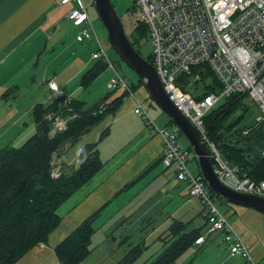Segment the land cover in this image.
Listing matches in <instances>:
<instances>
[{
  "label": "crops",
  "instance_id": "1",
  "mask_svg": "<svg viewBox=\"0 0 264 264\" xmlns=\"http://www.w3.org/2000/svg\"><path fill=\"white\" fill-rule=\"evenodd\" d=\"M82 2L87 9L90 0ZM73 5L78 6L79 2L75 1ZM69 8L59 0H0V66L5 64L12 72L0 71V95L13 82L17 87L25 86L37 91L36 95L28 98L29 113L33 104L51 101L58 94L67 97L78 94V99L83 100L80 77L94 63L91 62L94 60L91 53L96 48L85 55L87 51L81 46L83 42L78 43L75 39L78 26L70 25L67 19ZM67 28L72 31L67 32ZM69 37L71 42H68ZM49 80L55 83L57 94L47 84ZM41 81L44 91L39 85ZM141 87L138 86L136 91H140L143 100L133 97L135 106L137 101H141L158 127L168 125L169 117L165 114L167 122L163 124L162 110L148 100L147 92ZM18 92L19 87L10 95L0 96L2 147L18 146L35 131L34 122H24L19 105L16 110H11L3 102L5 98L15 99ZM120 93H112L109 101ZM127 97L113 115L83 134L73 151L69 149L74 144L63 148L56 167L71 172L78 150L84 144L97 140L105 128L109 129L98 142L102 168L58 207L60 221L47 241L32 247L14 264H57L54 247L83 219L99 209L93 222L91 252L79 264H114L133 245L145 244L154 237L153 241L160 243L156 248L159 251L167 235L166 229L174 218L187 222V229L196 215L202 218L201 205L188 195L186 184L176 179L173 171L159 161L163 149L161 135L151 131L143 117L133 111L135 106L131 110V103L124 105ZM15 133L20 135L4 137ZM153 163L140 178L125 188ZM191 199L195 207L189 203ZM225 208L228 215L223 213L241 236L256 264H264V213L233 203L226 204ZM204 224L203 218L193 228L204 227ZM206 242L214 248L216 260L200 263L191 258L188 264L247 263L241 256L230 255L219 232L207 234L205 241L197 244L198 248ZM187 255L190 254L175 264H186Z\"/></svg>",
  "mask_w": 264,
  "mask_h": 264
},
{
  "label": "trees",
  "instance_id": "2",
  "mask_svg": "<svg viewBox=\"0 0 264 264\" xmlns=\"http://www.w3.org/2000/svg\"><path fill=\"white\" fill-rule=\"evenodd\" d=\"M136 31L141 35L147 34L146 28L139 20ZM102 58L94 59V63L81 75L82 88H87L109 66ZM147 60L151 62L149 56ZM195 72H200L202 91L197 92L198 81L194 84V90L182 87L184 90L189 89L196 100H202L210 93L218 95L221 92L222 85L218 78L202 63L192 66L190 74L182 75L176 81L184 84ZM137 84L136 87L130 84L131 92L136 91L138 86L144 87L138 76ZM14 88L16 89L15 86ZM112 93L114 92L108 91L91 105H86L85 101L78 98L59 94L48 104L35 103L30 109L35 124L33 134L18 146L8 145L0 149V264H14L32 247L46 242L50 232L59 224L58 207L102 168L98 142L108 133V127L100 133L97 140L84 144L78 150L71 172L62 171L59 166L58 175H52L56 160L62 156L63 148L67 144L75 145L93 126L113 115L121 106L124 97L129 96V92L124 91L109 101ZM7 95V92L3 93V97ZM243 96L245 94H230L204 115V136L215 145L221 157L238 167L240 173L260 181L264 180V120L239 128L235 126V117L226 124L219 123V120L229 117V110ZM148 98L153 101L149 94ZM56 117L66 119V123L64 128L53 132ZM168 119L170 125H175ZM160 128L168 130L166 126ZM173 130H177L178 135H183L176 125ZM234 136L251 142L263 151V155L252 153L248 146L240 142L229 143L228 139ZM185 140L186 149L193 153L192 147L187 139ZM207 149L214 165L208 144ZM159 161L161 162V156ZM153 165L154 163L149 165L137 178L127 183L125 188ZM198 175L202 176L200 169ZM210 194L212 197L219 196L211 189ZM99 210L83 219L54 247L57 264H79L88 256L94 232L93 222ZM202 227L188 230L187 222L174 218L166 229L167 235L163 238L162 249L147 264H175L178 258L196 243L202 234ZM143 249L144 244L133 245L114 264H131Z\"/></svg>",
  "mask_w": 264,
  "mask_h": 264
},
{
  "label": "built area",
  "instance_id": "3",
  "mask_svg": "<svg viewBox=\"0 0 264 264\" xmlns=\"http://www.w3.org/2000/svg\"><path fill=\"white\" fill-rule=\"evenodd\" d=\"M75 1L79 2L78 6L73 5ZM59 3L70 6L67 19L78 26L76 41H93L97 48L91 58H104L82 0H59ZM134 3L139 11V22L146 28L152 44L150 63L168 98L197 127L210 147L218 179L237 191L264 197V180L257 181L240 173L237 166L221 157L215 145L204 136L202 123L211 108L233 93L250 97L261 112L257 122L264 120V0H134ZM200 63L218 78L222 90L218 95L210 93L198 101L189 90L194 88L188 86L200 80V72H195L184 84L176 80L190 74L191 67ZM47 84L58 93L52 80ZM182 86L189 89L184 90ZM109 87L114 93L127 91L134 97L130 84L118 73L110 78ZM133 111L143 117L151 131L161 135L163 166L172 169L178 180L187 183L189 196L200 200L205 225L196 243H203L207 234L219 232L230 255L242 256L246 264H256L241 236L216 206L205 180L188 170L193 154L178 145L177 130L158 127L141 101H137ZM65 123L66 119L56 117L53 132L64 128ZM53 173L58 174L57 167Z\"/></svg>",
  "mask_w": 264,
  "mask_h": 264
},
{
  "label": "rangeland",
  "instance_id": "4",
  "mask_svg": "<svg viewBox=\"0 0 264 264\" xmlns=\"http://www.w3.org/2000/svg\"><path fill=\"white\" fill-rule=\"evenodd\" d=\"M109 1L111 2L115 13L120 20V23L123 27L124 33H125L126 37L129 39V42L131 43L133 48L143 58L147 59L148 56L150 55L151 50H152V44H151L147 34L141 35L140 33H138L136 31V27L138 25V20H139V11H138L135 3H134V0H109ZM87 4H88L87 9H88V12H89L91 20H92V25L94 28L95 36L98 38V40L102 46V49L104 51V54H105L104 59L108 65L111 64L113 66V67L108 66L99 76L96 77V79L87 88L82 89V92H81L82 95L81 96H82L83 100H86V105H91L93 102H95V101L99 100L101 97H103L108 91H111V89L108 85V81H109L110 77H113L116 73H118L121 77H123L127 83H129V84L132 83L133 87H136L138 84H137V75L135 74V72L131 68H129L118 57V55L113 50V48H112V46H111V44L107 38V34H106L105 29H104V26H103L100 18L98 17L97 12H96L93 4H91V0H90V3H87ZM70 25H73V24L71 23ZM70 31H72V29L67 28V32H70ZM68 34H70V33H68ZM73 34H74V31H73ZM68 42H71V37H69ZM78 43H81V42H78ZM81 46L83 49L86 48L85 49L87 51V52H85L86 56L88 54H90V52L92 50L97 48L96 45L94 44V42L91 40H86L85 42H83V44H81ZM94 61L95 60H91L92 63ZM27 68H29L28 70L31 71L30 67H27ZM0 71H2V73L3 72H7L8 74L12 73L7 68V66L5 64H2L0 66ZM12 71L15 72V70H12ZM29 80L30 79H28V81ZM42 83H43L42 81L39 82V85H40L42 91H44L45 89H44ZM202 85H203V83H201L200 81L197 82V84H196L197 92L200 93L202 91L201 90ZM14 86L16 87V89L14 88ZM18 87H19V92H18V95L16 96V98L15 99L5 98L3 100V102H6L7 107L11 110H16L17 109L16 107L19 105L21 113L23 114L24 122L33 123V118L31 116V114L29 113L28 98H30L32 95H36L38 92L37 91L33 92L32 88H30V87L19 86V85H18ZM188 87L194 88L195 85H191ZM141 88H142V91H146L143 86ZM16 90H17V86L13 82L9 86L5 87V90L3 92H7V94L10 95L11 93H14ZM134 91L135 90H133V92ZM3 92H1L0 96H2ZM121 94L122 93L118 94L117 96H119ZM75 96H76L75 98H78V94ZM117 96H115V97H117ZM71 97H73V96H71ZM88 97L90 99H88ZM134 97L143 100L141 98L140 91L134 92ZM5 100H7V101H5ZM148 100H149V98H148ZM49 102L50 101H47V102H45V104H48ZM221 102H223V101H221ZM125 103H131L132 104L131 110H133V108L135 106V101L133 99V96H130V97L128 96L127 98H125L124 105H125ZM1 104H2V101H0V105ZM229 112H230L229 117L226 116L227 117L226 120H223V119L219 120L220 121L219 123L220 124H224V123L226 124V123L232 121L235 117L237 120L236 125H235L236 128L250 126V125L256 123V121H257V119L261 113L259 108L257 107V105L254 104L252 102V100L250 99V97H248L247 95L239 98L234 103V105L229 110ZM109 117L110 116H107L104 120H106ZM161 118L164 120L163 124H165L167 122V116L165 115V113L164 114L162 113ZM0 120H1V112H0ZM163 126H166L168 130L175 129V125H173V124L172 125L168 124V125H163ZM1 133H2V129H0V138L2 137ZM19 135H20V133H15L13 135H5L4 137L11 136L12 138H15V137H18ZM185 139L186 138L181 134H179L177 137V143L181 148L187 147V142ZM0 144H1V141H0ZM75 147H77V144H75L73 148H70L69 151L70 152L73 151ZM2 148L3 147L1 145L0 149H2ZM192 154L193 155L191 156V158L188 161V170L193 175H196L197 170L199 171V169H198L199 164H198L197 158L194 157L195 156L194 153H192ZM54 159L56 160L57 156ZM55 166H56V164H55ZM52 175L57 176L58 174L52 173ZM182 182H184L187 186V183L185 181H182ZM229 185H231L230 182H229ZM190 197H192L194 200H196L201 205V203L199 202L200 200L197 197H193V196H190ZM213 198H214V202H215L216 206L219 208V210L221 212H224L226 215H228V212L225 208V205L228 204L229 202L224 200L221 196H214ZM189 203L193 207H195L192 199H191V201H189ZM234 205H238V204H234ZM235 207H239V206H235ZM200 214H201V212H200ZM226 215H225V217L227 218L228 216H226ZM201 216H202V214H201ZM201 220L203 221V217L201 218V217H198L196 215L193 218V222L190 223V226L188 227V229L195 227V225H199L201 223ZM211 238H213V237H211ZM153 239L149 242L147 241L144 244V249L142 250V252L138 255V257L131 264H147L160 251V250L156 251V248L158 245H160V243L153 241ZM209 245H211V243L206 242L205 244L201 245L200 248H198L197 243H195L192 246H190L187 249V251L184 252L178 258V260L184 258L183 257L184 255L190 254V255L185 256V258H188V261L186 264L189 263V260L191 258H192V260H194L196 262H200V263H203V262L209 263V261H215L217 254L213 253L214 248L209 246Z\"/></svg>",
  "mask_w": 264,
  "mask_h": 264
},
{
  "label": "water",
  "instance_id": "5",
  "mask_svg": "<svg viewBox=\"0 0 264 264\" xmlns=\"http://www.w3.org/2000/svg\"><path fill=\"white\" fill-rule=\"evenodd\" d=\"M91 2L115 53L143 81L144 87L153 102L173 121L187 139L197 158L201 175L209 189L229 203L251 207L264 213V197L237 191L218 179L210 160L207 143L201 132L168 98L153 65L133 48L111 2L109 0H91ZM228 142H240L242 145L248 146L252 153L263 155L260 148L238 136L230 137Z\"/></svg>",
  "mask_w": 264,
  "mask_h": 264
}]
</instances>
